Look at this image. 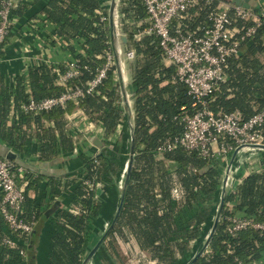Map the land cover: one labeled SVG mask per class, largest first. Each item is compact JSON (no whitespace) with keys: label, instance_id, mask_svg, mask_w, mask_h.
Returning <instances> with one entry per match:
<instances>
[{"label":"trees","instance_id":"16d2710c","mask_svg":"<svg viewBox=\"0 0 264 264\" xmlns=\"http://www.w3.org/2000/svg\"><path fill=\"white\" fill-rule=\"evenodd\" d=\"M40 1L43 0H20L13 9L12 15L18 22L11 27L0 49V63L13 34L30 24L46 34L45 43L61 48L68 53V60L77 62L79 74L72 84L85 86L104 62L107 50L110 47L113 50L106 0H44L41 10L30 14L33 4ZM260 7L257 5L255 12ZM210 9L209 5L190 9L184 19L174 20L173 30L180 25L186 34L210 25ZM118 12L121 29L129 38L125 48L135 54L129 63L135 101V157L119 218L93 259L98 264H115L114 259L119 257L117 244L133 238L141 251L149 254V264H187L197 243L202 244L206 239V229L209 226L211 229L223 165L183 147L162 153L157 150L168 137L184 132L183 115L193 114L201 107L189 94L186 84L178 80L177 66L168 63L160 37L155 33L137 37L150 27L144 1L120 0ZM254 24L252 19L237 22L240 27ZM64 63L60 64L62 69ZM56 65H34L14 82H9L0 69V142L21 155L37 153L41 160L51 161L63 152L72 151L79 139L67 132L68 113L80 108L93 122L102 124L105 137L112 140L101 154H80L85 175L81 172L79 177L66 180L50 177L48 187L41 190L38 198L29 195L32 187L29 177L33 173L25 168L21 173L15 171L25 194L21 218L35 220L37 224L52 198H59L68 187L74 186L73 208H61L50 219L47 261L48 264H82L95 234L91 230L96 223L102 224L107 207L96 198V184L112 188L127 162L129 143L120 128L125 112L116 66L96 91L82 98L78 105L70 103L65 108L59 106L39 113L20 110L21 101L40 100L64 92L65 87L57 84ZM228 65V79L215 91L210 107L216 113L240 111L246 120L264 107V24L242 42L240 55L230 57ZM12 106L15 114L8 124ZM46 121L54 126H47ZM261 167L248 173L235 192L228 193L209 252L195 264H264V235L248 228L232 236L227 220L229 216H238L264 222V155ZM175 182L184 189L181 198L174 196ZM34 236L12 232L0 214V263L27 264L28 253L37 248ZM7 237L16 239L18 244H5Z\"/></svg>","mask_w":264,"mask_h":264},{"label":"built area","instance_id":"2783aa9c","mask_svg":"<svg viewBox=\"0 0 264 264\" xmlns=\"http://www.w3.org/2000/svg\"><path fill=\"white\" fill-rule=\"evenodd\" d=\"M20 0H0V49L18 19L12 15ZM149 13L150 27L137 34L155 33L160 37V44L168 63L177 66V78L186 84L189 94L200 105V109L193 114H185L181 118L184 123V132L180 136L168 137L157 150L162 153L183 147L211 161L216 165L229 164L232 154L240 152L257 151L251 147L254 144H264V107L254 115L244 120L240 111L230 113H216L210 107L211 100L221 83L228 79V59L238 57L241 53V44L251 38L259 26L264 24V4L255 0L254 5L261 6L259 12L234 4L229 0H143ZM119 4V3H118ZM211 7L208 26L199 27L196 31L184 33L180 25L173 30L174 20L186 17L190 9L198 6ZM107 7V3H105ZM106 17L103 16L102 20ZM239 19L253 20L255 24L250 27L237 25ZM120 26V15L118 12ZM201 31V32H200ZM200 32V33H199ZM110 47V46H109ZM124 64L135 58L133 51L124 47ZM55 67L57 84L65 87L59 96L46 97L40 100L30 98L21 101L20 110L24 112H48L52 109L68 104H79L82 98L93 94L97 87L107 78L108 73L115 66V59L111 47L104 55V62L97 69L94 78L85 86L72 84L73 79L79 74V67L75 60L69 59ZM117 76V73H116ZM8 124H11L15 110L12 106ZM84 113L80 108H78ZM111 138H106L110 144ZM95 156V155H94ZM246 157L240 162H246ZM22 172L23 167L15 162L0 158V214L12 232L31 234L36 221H26L21 218L25 194L23 187L17 182L15 171ZM99 185L96 184V187ZM91 186H94L91 184ZM235 182L229 186V192H235ZM173 193L176 198H181L184 189L175 182ZM228 231L232 236L248 228L259 230L264 235V222L253 218L238 216L227 217ZM4 243L16 246V239L5 238ZM209 252V247L205 254ZM26 255V252L22 250ZM92 262V261H91ZM89 264H93V263ZM244 264V263H240ZM258 264V263H255Z\"/></svg>","mask_w":264,"mask_h":264},{"label":"crops","instance_id":"0c3cea01","mask_svg":"<svg viewBox=\"0 0 264 264\" xmlns=\"http://www.w3.org/2000/svg\"><path fill=\"white\" fill-rule=\"evenodd\" d=\"M261 1L262 4H264V0ZM42 4H44V0L38 3H34L29 13H38L41 10ZM43 36H46V34L40 33L36 28L33 27V25L30 24H25L21 29H18L13 34L9 42L5 45V54L2 57L0 63L1 72L9 82H14L16 77H18L19 75L27 74L29 68L34 65L43 63H55L57 65H60L68 60L67 52L61 50V48L59 47H52L47 42L45 43ZM129 70L131 80L132 72L130 68ZM131 102H133V97H131ZM66 118L68 122V134L72 138H79L78 140L75 139L77 141L75 144V148L72 151L63 152L51 161L41 160L37 153H32L30 156L22 155L25 163L28 165L23 166V168L33 173L29 177V183L32 184V187H30L29 190V195L31 197L36 196L40 198L42 193L41 190L48 187L50 177L62 178L63 180H66L72 179L74 177H79L81 172L83 173V175H85L86 172L84 171L80 154H85L87 156L97 155L106 145L105 131L102 124L93 122L85 114V112L82 113L80 110H78V108H76L72 113H68L66 115ZM46 125L54 126V123L46 121ZM120 128L125 132L126 142L128 144L130 141V126L126 118L120 125ZM254 153L255 152L249 151L244 152L242 159L235 164L232 183L235 182L236 189L248 173H250L252 170H261V157L264 155V150L257 149V152L255 154ZM253 154L255 156H253ZM245 157L247 161L240 164V162H242ZM31 166L33 168H31ZM226 167L227 164L223 163V167L221 169V179L222 176H224V174L226 173ZM124 173L125 171L123 170L121 176L116 182L115 186H117V193H115L113 196H110V198L108 199L105 215L102 220V229L100 230L98 235H96V233L93 234V238L91 239L90 244H92L95 239L102 234V232L106 229L107 225L112 219H107V216H110L108 214L110 213L109 211L113 208L112 203L117 202L114 210H116L119 203ZM36 178H39V180L35 181ZM36 187L39 188V190L37 189L36 191ZM99 190H101V192H99ZM102 191H106L105 195L107 193L110 194L109 189H107L104 184L99 183V185L96 187L97 199L98 193H102ZM73 195L74 186L68 187L64 191V194L62 196H60L59 198H52L51 205L48 209L45 210L44 213H46L47 210H49L50 207L57 201H61V206L59 209H72ZM59 209H57L48 219H42L38 224L36 223L33 229L32 233L33 235H35L34 238L37 241V248L35 250L37 252V264H48L47 253L49 249L50 239L47 231L50 229V219L55 217ZM209 231L210 226L205 231V237L208 236ZM200 245L201 244L197 243V247H199ZM195 249L197 248L195 247Z\"/></svg>","mask_w":264,"mask_h":264},{"label":"water","instance_id":"95a60500","mask_svg":"<svg viewBox=\"0 0 264 264\" xmlns=\"http://www.w3.org/2000/svg\"><path fill=\"white\" fill-rule=\"evenodd\" d=\"M119 1L120 0H106V3H107V8H108V18H109L110 31H111V42H112L114 59H115L117 79L120 85L121 100H122L123 109L125 112V118L128 120L129 126H130V141H129L128 158H127V162L124 168V171H125L124 182H123L121 196H120L116 211L114 212L112 219L110 223L108 224V226L106 227V229L102 232L99 238L96 239L88 248L83 258L82 264H89L93 260L95 254L100 249L102 244L106 241L109 232L113 229L115 223L117 222V219L119 218V215L121 213V210L123 208V204L125 201V190L127 187V182H128L131 170H132L134 157H135V135H134L135 101L133 99V102H131V97H133V92L130 87L132 77L130 81L126 79V70H125V64H124L125 56L122 53V51H124L123 50L124 47H126V44L129 41V38H128V35L121 29V24L119 26V23H118V3ZM229 1L233 2L236 5L245 7V8L255 9L254 1L252 0H229ZM133 60L134 58L128 60L126 63L129 64ZM251 147L264 150V144H254V145H251ZM102 151H103V148H102ZM102 151L99 154H101ZM237 155H238V150H236L230 157L229 164H228V170H227L228 172L227 176L226 178H224L223 181L221 180L220 187L222 188V191H221L219 202L215 209V214L212 217L211 229L209 231V234L204 240V242L195 250L193 256L187 262V264H195L198 261V259L205 254L206 249L209 247L211 243V240L216 232L217 225L221 219V214H222L223 207L225 205L226 197L229 193L228 174L230 173L231 166L233 162L235 161ZM0 156L2 158L15 162L18 166L23 167L27 165L23 159V156L19 152L15 151L13 148L1 142H0ZM31 168L33 167L31 166ZM60 206H61V201L55 202L50 207V209L47 210V212L43 216V220L48 219L57 209L60 208ZM27 264H37V252L36 251H32L28 253Z\"/></svg>","mask_w":264,"mask_h":264},{"label":"rangeland","instance_id":"374dc122","mask_svg":"<svg viewBox=\"0 0 264 264\" xmlns=\"http://www.w3.org/2000/svg\"><path fill=\"white\" fill-rule=\"evenodd\" d=\"M129 68H130L129 64L126 63L125 64V70H126V79L128 81H130V73H129L130 70H129ZM249 152H253V151H249ZM256 152L257 151H255V153ZM254 154H253V156H255ZM224 164H226V163H224ZM106 191H102V193H98V200L100 202H102L103 204H107L110 196H113L115 193H117V186L114 185V186H112V188L109 189L110 194L107 193L105 195ZM99 192H101V190H99ZM116 203H112L113 208H112V210L109 211L110 213L108 215H110V216H107V219L112 218V216L115 212L114 207H115ZM102 224L100 225V223H96L95 224L96 226H94L92 228L91 233L92 232H94V233L98 232V234H99L100 230L102 229ZM196 248H198L197 245H196ZM117 250L119 252V257L118 258L116 257V259H114L115 264H149V258H150L149 254L141 251V249L138 247L136 241L133 238H131L130 241H128V242H121V243L117 244ZM92 262H93V264H98L97 263L98 261L96 262V260H94V259L92 260Z\"/></svg>","mask_w":264,"mask_h":264},{"label":"bare ground","instance_id":"6f19581e","mask_svg":"<svg viewBox=\"0 0 264 264\" xmlns=\"http://www.w3.org/2000/svg\"><path fill=\"white\" fill-rule=\"evenodd\" d=\"M243 155H244V153H243V152H240V153L237 155L235 161L233 162V164H232V166H231L230 173L228 174V177H229V179H228V187L231 186V184H232L233 172H234L235 164H236L238 161H240V160L242 159ZM227 170H228V165H227V167H226V173L224 174V176H222V179H221L222 181H223L224 178H226V176H227V173H228ZM124 174H125V173H124ZM123 182H124V178H123ZM122 186H123V183H122ZM122 186H121V187H122ZM121 190H122V189H121ZM221 191H222V188L220 187V191H219V195H218V201H219V199H220ZM217 203H218V202H217ZM107 226H108V225H107Z\"/></svg>","mask_w":264,"mask_h":264}]
</instances>
